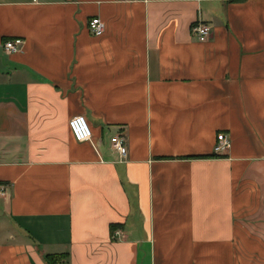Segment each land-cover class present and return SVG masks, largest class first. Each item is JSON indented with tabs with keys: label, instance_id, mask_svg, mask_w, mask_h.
Segmentation results:
<instances>
[{
	"label": "crops",
	"instance_id": "crops-1",
	"mask_svg": "<svg viewBox=\"0 0 264 264\" xmlns=\"http://www.w3.org/2000/svg\"><path fill=\"white\" fill-rule=\"evenodd\" d=\"M0 187V264H264V0H0Z\"/></svg>",
	"mask_w": 264,
	"mask_h": 264
},
{
	"label": "built area",
	"instance_id": "built-area-1",
	"mask_svg": "<svg viewBox=\"0 0 264 264\" xmlns=\"http://www.w3.org/2000/svg\"><path fill=\"white\" fill-rule=\"evenodd\" d=\"M88 28L90 33L95 37H100L104 34V24L99 18H93L90 20L88 24ZM194 34L196 35L198 41L200 43H205L209 40L211 33L210 29L207 25L198 23L194 29ZM24 45V41L22 39H13L7 40L3 43V49L8 55H14L21 52ZM70 132L76 142L84 143L88 142L92 139V130L83 116H76L70 119L68 123ZM111 146L113 150L119 155L120 162L124 161L127 158L128 149H127V141L124 135H116L110 140ZM230 147L229 138L220 133L216 138V145L214 148V152L216 155H224L225 152L228 151ZM4 187H0V195H3ZM121 231L116 230L112 233V239L121 238Z\"/></svg>",
	"mask_w": 264,
	"mask_h": 264
},
{
	"label": "trees",
	"instance_id": "trees-1",
	"mask_svg": "<svg viewBox=\"0 0 264 264\" xmlns=\"http://www.w3.org/2000/svg\"><path fill=\"white\" fill-rule=\"evenodd\" d=\"M118 227H119L118 225H112L111 226V233H113L115 229H118ZM68 257L69 256L67 254L51 255V256L46 257V261L48 262V264H59L61 262L66 261L68 259Z\"/></svg>",
	"mask_w": 264,
	"mask_h": 264
}]
</instances>
